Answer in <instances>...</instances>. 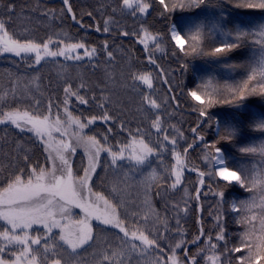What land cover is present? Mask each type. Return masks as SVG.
Listing matches in <instances>:
<instances>
[{
    "label": "trees",
    "instance_id": "trees-1",
    "mask_svg": "<svg viewBox=\"0 0 264 264\" xmlns=\"http://www.w3.org/2000/svg\"><path fill=\"white\" fill-rule=\"evenodd\" d=\"M149 2H151L150 8L154 7L156 11L148 12L146 17L137 18L122 15L119 11L113 12L120 0H69L77 18L73 20L72 15L59 0H0V21H3L9 32L15 34L22 42L32 40L43 43L51 37L53 43L49 45L50 50H56L58 46L63 47L64 44L59 41L83 42L86 48L92 47L97 50L95 56L91 58L74 61L57 56L44 59L39 65L34 64L32 56L21 59L0 53V111L19 108L21 111L35 112L41 116L64 118L67 110L84 124H87V120L92 116H96L98 119L86 127L84 133L96 136L102 144L107 135L108 143L117 152L125 148L131 138L143 139L154 149L155 154L144 165L136 166L134 161L128 159L132 152L130 148H125V159L117 161L115 167L112 166L108 152H102L89 187L93 192H99L109 199L114 206L118 205V215L124 220V226L130 232L144 230L145 234H150V238L151 235L161 236L159 243L165 249L181 238L187 247L201 234L199 244L187 248L189 255L195 256L197 264H201L202 258L197 253L207 247L209 237L211 243L217 244L216 253L222 254L226 245L233 244L234 239L231 240L228 235L233 230L232 226H223L225 239L218 242L216 233L208 227L207 218L215 214L210 211L212 206L216 211L219 207H224V203L220 206L218 195L209 197L208 193L223 192L225 199L231 197V191H227L225 183L214 181L208 175L206 166L202 162L206 151L198 146L190 150L187 159L180 154L181 182L176 188L171 187L176 179L173 170L177 166V161L174 159L169 140H165L164 137L173 139L177 133H180L186 138L184 150L189 148L188 145H195L187 135V131L190 130L187 127H192L190 120H186L189 117L187 110L197 113L198 109L202 108L189 102L184 89H179L178 71L180 69L182 71L183 88L185 86L189 90L191 80H195L197 86L194 85V90H196L203 82L208 85L210 92L216 90V95L209 97L203 94V88L199 94L207 101L211 98L219 103L221 95L225 97L228 95L224 86L240 85L249 74L245 66L252 63L247 46L222 56L181 53L169 38V24L178 25V31L183 29L182 35L187 34V26L192 27L193 30L197 26H203L205 38L200 41L198 51L207 52L211 50L212 45L219 46L224 41L212 31L210 27L212 18L224 19V24L231 31L241 22L254 21L260 10L237 8L230 4L229 0H211V3L206 0L207 6L200 8L176 7L174 10L165 11L156 1L149 0ZM165 2L175 4L177 0H165ZM184 2L187 3V0ZM8 4L14 5V13L11 15L6 10ZM46 12L49 14L45 15ZM88 13L92 15L89 16ZM106 20L109 22L108 32L103 31ZM97 28L100 31H97ZM145 29L149 33L146 38L143 32ZM122 32H128L130 35H122ZM137 33L139 35H136ZM152 37L160 41L163 50L160 56L154 54L156 48ZM136 39L148 40L147 55L155 60L156 68L148 64L147 56L135 43ZM105 42H107V50L104 49ZM185 43L187 50L191 52L189 42L186 40ZM71 55L75 56L73 53ZM226 64L236 65V68L230 69L225 67ZM181 65L187 67L182 68ZM158 72L165 77L164 83L160 82ZM141 74H150L152 80L150 91H147V86L141 81L134 79V75ZM69 85L73 91H78L84 96L88 103L81 104L77 96L72 95L68 97V104L65 105L64 88ZM155 91H158L162 101L167 104L171 103L169 96L171 92L173 99L179 104L180 111L185 110L186 114L174 110L169 104L168 119H163L162 113H158L143 98L144 95H148L156 101ZM101 103H104V108L100 107ZM207 106L204 107L208 109V119L211 117L222 128L236 130L233 139L218 144L225 158L226 167L248 175L251 166L243 159L254 155L246 156L240 149L249 146L252 141H257L258 137L262 136L261 133L254 131L250 124L253 120L264 118V96L259 92L247 94L245 100L240 102V107L223 102L217 108ZM105 111L111 117L106 122L99 119ZM183 114L186 115L184 116L186 126L175 131L177 119ZM157 116L160 119L159 132L153 126ZM109 128L112 129L111 132L108 131ZM204 135L207 140L210 138V132ZM191 165L205 172L203 182L205 187L200 192L198 201L200 215L197 212L198 203L195 199L197 177L188 174L185 170ZM47 166L45 150L32 134L9 126H0V190L6 187L12 173L23 170L24 175L27 176L34 167L47 169ZM84 167L83 156L77 153L72 164L74 177H81ZM147 168L153 169L152 181L146 179ZM255 176L260 185L262 200L264 199V158ZM241 198H243L242 194ZM74 211L70 215L75 221L85 218L78 211ZM145 216L147 219L144 218ZM197 219L201 225L197 223ZM92 228V241L87 246L77 249L76 253L59 239L60 232L52 229L47 240L42 239L40 245H32L33 248H39L41 253H43V244L51 245L50 251L45 254L48 259L45 260L41 256L38 258V264H51L56 259L60 260V264H101L102 254L105 251L110 254L113 249L125 246L117 238H123L120 232L98 224H92ZM2 229L0 221V230ZM23 231H17V234ZM45 232L44 227L37 226H32L28 230L29 236L45 234ZM131 242L143 247L140 241ZM182 248L184 250V246ZM155 255H158V252L150 249L144 254L138 251L131 252L121 259L123 264H152ZM11 257L5 254V258L12 259Z\"/></svg>",
    "mask_w": 264,
    "mask_h": 264
},
{
    "label": "snow or ice",
    "instance_id": "snow-or-ice-1",
    "mask_svg": "<svg viewBox=\"0 0 264 264\" xmlns=\"http://www.w3.org/2000/svg\"><path fill=\"white\" fill-rule=\"evenodd\" d=\"M211 3V0H207ZM230 4H233L237 8H244L250 10H260L264 11V0H229ZM63 4L67 6V12L72 15V19L76 20V16L73 13V9L69 4V0H63ZM159 4L164 7L165 11L170 9L174 10L176 7L180 8H200L201 6H207L206 0H177L175 4L166 3L165 0H159ZM151 4L149 0H120V3L113 12L119 11L122 15H129L139 18L144 14L148 13ZM7 12L11 15L14 13V5H6ZM48 15L49 13H44ZM91 16V13H88ZM79 23V21H77ZM108 21H105V26L103 28L104 32L109 31ZM189 24L191 22H188ZM187 26V25H186ZM83 27V24H81ZM178 25H173L170 29L171 40L175 42V46L180 49L181 52L185 51V42H189L191 53L197 55H210V56H222L235 49L241 47H250L254 51L258 48L259 50V63L260 69L259 73L255 67L251 65H246L245 70L249 74L237 86L225 85L224 88L227 91V97L221 95V102L233 104L235 107H240V102L244 101L247 94H259L264 96V79L257 81L259 87L253 84L256 81L257 75L264 77V24L259 25L258 28H235L231 31L224 32L223 35L230 37L223 41L219 46L212 45L211 50L204 52L198 51L199 43L205 38V32L203 26H197L195 30L192 27L187 26V34L182 35L183 29L177 30ZM97 31H100L97 28ZM144 37L146 38L149 33L147 30H143ZM122 35H130L128 32H122ZM136 35H139L138 33ZM154 41V47L159 49L160 41L156 37H152ZM141 43H145L144 39L140 40ZM53 43L52 38H48L45 42H36L32 40L21 41L16 38L15 34L10 33L6 28L3 21H0V53H12L21 59H26L30 54H35L34 64L39 65L45 57H57L63 56L66 60L75 59L80 60L82 57L80 55L72 56L71 53L75 52L77 49H85L84 55L91 58L93 54L97 51L96 48L87 49L83 42L76 43H65L64 41H59V43L64 44L63 47H57L56 50H50L49 45ZM145 48H148L147 43H145ZM104 49L107 50V42H105ZM24 54L22 56L21 54ZM186 55L190 53H185ZM109 58H111V53H108ZM151 60V57H150ZM155 63V60H151ZM31 66V62H30ZM182 68H186L187 65H181ZM225 67L230 69H235L236 65L226 64ZM134 79L141 81L144 85H147L149 89L152 88V80L150 74L134 75ZM83 87V85H81ZM219 87V86H217ZM203 88V94L209 97L216 95V90L209 91L208 85L202 82L200 87L196 90H191L188 95L194 101H200L201 104L204 101L201 99V95L198 94ZM66 94L64 104H68V97L75 95L81 104H87L88 101L84 96L80 95L78 91H73L71 85L64 88ZM144 100L152 107L158 108L159 105L148 95H144ZM215 99H209V106L216 103ZM101 108H104V103L100 104ZM197 110V109H194ZM199 115L204 117L207 115V110L205 108L198 109ZM66 120L62 121L59 117L55 119L54 122H49V116H41L35 112H29L27 110L21 111L19 108H13L8 111H0V125H12L21 131H32L37 136L43 137L45 134L51 136V131L55 129L61 133L62 137L67 136L66 139H60L55 142V145H49L55 151L56 155H49V159L52 162L51 170H47L43 167L33 168L31 172L24 175L23 170L12 173L11 178L7 181L6 187L0 190V220L6 222L10 226L4 227L0 230V264H38V258L43 256L45 260L48 257L45 255L50 251L51 245L45 243L42 245L43 253H41L39 248H33L32 245H40L41 240H47L48 235L52 233L53 228H60L59 239L68 245L73 253L77 252V249L82 248L84 245L88 244L89 241L93 239L92 232L93 228L90 223L89 217L94 216L100 224L111 226L123 233V238L117 237L121 240L124 247L116 248L109 254L105 251L102 254V261L107 262V264H123L121 258L128 256L131 252L138 251L141 254L148 253L149 250H154L158 252V255L153 257L152 264H197L195 256H190L187 247L184 245V241L181 238L174 244L170 245L168 249H165L160 245L159 241L161 236L145 234L144 230H132L131 232L124 226V220L121 219L117 213L118 205H113L109 199L101 195L99 192H93L91 188L88 187V181L91 179V174L95 172L96 167L100 160L101 152H108L111 157L112 166L117 165V161H123L125 159L124 151L125 148H131L132 152L128 159L134 161L136 166H142L147 161L150 155L154 153V149L150 147L143 139L137 141L134 137L132 141L125 145V148H121L119 152L115 151L113 147L108 143V137L105 135L103 144L94 135H87L84 133V128L92 125L98 117L92 116L87 120V124L81 123L79 118H73L71 113L65 110ZM99 119L103 121H108L111 119L108 112L105 111ZM207 123V121H205ZM31 125V127H26ZM75 125V129L68 135L67 128ZM153 126L159 132L160 119L157 116ZM200 124H197L195 128L192 129L193 133L197 132ZM250 127L264 135V118L259 120H253ZM109 132L112 131L111 128L108 129ZM182 135V134H181ZM217 135L222 140H231L236 135V130L234 128L220 127L217 125ZM165 140H169L168 136L164 137ZM199 139L203 140V136ZM75 140V143H69L68 141ZM47 143L46 141H44ZM170 143L172 145L177 144L176 139H171ZM83 146L86 154L89 155V163L84 167L83 177H74L72 165L70 159L65 153L74 155L77 146ZM139 145L140 151L137 152L136 148ZM191 147V145H188ZM215 149V154L211 152L205 154L206 164L210 167L208 168V174L218 175L221 180L225 181H235L241 188H247L251 190V184L254 183L250 180L249 175L239 170H230L229 167L224 166L226 161L224 156L221 154V150L216 147L215 144L211 146ZM47 150V149H46ZM187 148H185V152ZM241 152L245 153H257L259 152L264 156V144H261L259 148L256 146H247L240 149ZM174 159L177 161V166L173 170V174L176 179L171 185L172 188L181 182V172L180 167L181 157L180 153L175 151L173 148ZM27 160V156H25ZM57 159L60 162L58 167L56 164ZM216 166H220L218 171L213 173V169ZM199 175L203 177L205 172L200 171ZM154 178V177H153ZM203 184V180L200 181ZM88 195H85V193ZM223 200L224 193H215ZM89 196H94L95 201L103 203V210L100 209L98 203L89 202ZM59 197V200H57ZM197 198H199V191L197 190ZM61 201L63 203H61ZM68 205H74L75 207L81 208L85 211V218L78 220L76 223L78 227L73 230L65 231V228L61 226L58 219H56L57 213L61 216L64 214L71 213ZM252 204L249 202H241L240 204H233V211L237 212H251ZM261 214L259 216V229H256V225L253 223L257 220L256 215L245 214L241 217V222L250 225L249 229H246L244 233V238L241 240V244L235 246L233 252H242L247 248V254L239 257L241 264H260L261 260H264V199L261 201ZM147 219V216L144 217ZM33 224H42L46 230L45 234H37L35 236H29L27 229H30ZM217 226L219 227V232L216 235V241H221L225 239L223 234V226L219 223V217H217ZM146 227V226H145ZM17 229L24 230L21 234H17ZM130 238V239H129ZM198 239V238H197ZM140 241L143 247H139L137 244L131 241ZM30 241V243H29ZM196 243V240L192 241ZM184 246V256L185 259L181 260L177 256V249ZM217 248L216 243H211V237H209V243L206 248L199 250L204 253L205 264H221L219 255L215 252ZM226 248V246H225ZM15 257V259L5 258V254ZM52 264H60V260L56 259Z\"/></svg>",
    "mask_w": 264,
    "mask_h": 264
},
{
    "label": "rangeland",
    "instance_id": "rangeland-1",
    "mask_svg": "<svg viewBox=\"0 0 264 264\" xmlns=\"http://www.w3.org/2000/svg\"><path fill=\"white\" fill-rule=\"evenodd\" d=\"M62 4H63V0H59ZM153 1H156L157 3H159V0H153ZM151 4V2H150ZM65 6V5H64ZM66 9H67V6H65ZM151 7V6H150ZM151 11H156V8H150L148 10V12L151 13ZM147 14H144L142 15L143 17H146ZM213 21L210 23V27L212 29V31L214 32V34L218 35L219 37H221V39H223L224 41L227 40V39H230V37H226L223 35L224 32H227L229 31V29L227 28V25L224 24V19H220V18H212ZM261 24H264V11H259L258 13V16L257 18H254V21H250L248 23L246 22H241L239 23L238 25H236L233 29L239 27V28H242V29H249V28H258L259 25ZM175 25L173 23H170L169 24V38L171 40V31L170 29L172 28V26ZM147 40V39H146ZM147 41H145V43H147ZM171 42L173 43L174 47L177 48L175 46V42L171 40ZM135 43L142 49L143 53L145 54V56H147V62L148 64L153 67V68H156L157 67V64L156 62L155 63H152L151 60H153L151 58L150 60V57L147 55V49L145 48V43H141L139 39H136ZM185 51L184 52H181L179 48H177V50L181 53H191L187 50V47H186V43H185ZM92 48V47H91ZM91 48H87V49H91ZM247 48V47H246ZM249 48V55H250V60H251V66L252 67H255L257 69V72L259 73V69H260V63H259V50L258 48L254 51L252 48L248 47ZM162 48L159 47V49H155L154 51V54L156 56H160V54L162 53ZM84 52H85V49H77L75 52H73V54L76 55H80L82 57V59L80 60H83V59H86V58H89L87 56L84 55ZM1 55H5V56H9V57H14V58H19L17 56H15L14 54L12 53H1ZM22 56H24V54L22 53L21 54ZM29 56H32L34 57L35 54H30ZM93 56H95V53L93 54ZM92 56V57H93ZM52 57H45L44 59H50ZM62 59H64L63 56H61ZM43 59V60H44ZM42 60V61H43ZM74 61H78V60H75ZM181 69L178 71V75H177V82L179 83L180 85V90L184 89V94L188 97L189 99V102H191L192 104H197L198 106L202 107V108H205L208 112V109L204 106H207V103L208 101L206 99H204L202 96H201V99L204 101L203 104L200 103V101H194L191 99V97L188 95V92L191 91V90H194V85H196V81L195 80H191L190 82V88L189 90H187L184 86L183 88V79L181 77ZM159 74V78H160V82H165V77L163 76V74L161 72H158ZM191 79V77H190ZM264 79V77H261L259 74L257 75V78H256V81H253L252 83L256 84L257 85V88L259 87V85L257 84V81H260ZM147 86V85H146ZM193 86V87H192ZM151 89H149L147 87V91H150ZM187 92V93H186ZM259 92V91H258ZM199 94V93H198ZM171 97V108H173L174 110L178 111V112H183L186 114V112L188 111L187 115L189 117L186 118L190 120L191 124H192V127H187L189 128L190 130L187 131V135L189 136V138L192 139V142L193 146L187 148V151L185 152L184 150V141H186V138L185 136L181 135L180 133H177V136L174 137V139L177 140V144L174 146L170 143V140L169 139V145L171 146V148H175V151L178 152L177 150H179V153L184 155V158L187 159V155L189 154L190 150H192L195 146H198V147H202V150L206 151L204 152V154L206 153H209L211 152L212 154H215V149L212 148L211 146L213 144L216 145L217 148H219L218 144L220 142H223L225 143V141L227 140H222L220 139V137L217 135V121L213 120L211 117L210 119L207 118V115L204 116V117H201L199 115V111H197V113L193 112L192 110H183V111H180L179 109V104L173 99V96L170 92V95ZM155 99H156V102L157 104L159 105L158 108H153V109H156L158 113H162V116H163V119H168V113H169V104L165 103L164 101H162V99L160 98V94L158 93V91H155ZM206 101V103H205ZM221 104V102H217L216 105L213 104V105H210V106H207V107H210V108H217L219 107ZM181 114V113H179ZM181 116H183V118H181ZM180 117H178L177 119V127L174 128L175 131L177 130H180V128L184 129V127L186 126V124H184L186 122V120L184 119V116L186 115H181ZM73 117V116H72ZM57 117L56 116H49V122L52 123L55 121ZM74 118V117H73ZM263 118V117H262ZM260 118V119H262ZM62 121L66 120L67 117L65 116L64 118H60ZM205 121H207V123H205ZM82 123V122H81ZM197 124H200V127L197 129V132L196 133H193L192 132V129L195 128L197 126ZM0 126H9V127H12L16 130H19L21 131V129L15 127V126H12V125H0ZM26 127H31V125H27ZM75 129V125H72L71 127H68L67 128V133L68 135H71V133L73 132V130ZM177 129V130H176ZM86 130V127L84 128V132ZM24 132H28L30 134H32L34 136V138L43 146L44 150H45V153H46V158H47V170H51L52 168V162L51 160L49 159V155L51 153L52 156H55L56 153L55 151H53V149L51 147H49V145H52L54 146L55 145V142L56 141H59L60 139H66L67 140V136L65 137H62L61 136V133L58 132V131H55V129H53L51 131V136H48L47 134H45L43 137H39L37 136L34 132L32 131H27L25 130ZM206 132H210V138L207 140V137H205L204 133L206 134ZM200 136H203V140L199 139ZM206 138V139H205ZM133 138H131L129 140V143L132 141ZM137 141L140 140L141 138H136ZM205 140V141H204ZM44 141H46L47 143H45ZM207 141H212L211 143H207ZM69 143H75V140H71V141H68ZM261 144H264V135L258 137L257 141H252L249 146H256L257 148L260 147ZM47 149V150H46ZM131 149V148H130ZM136 151L139 152L140 151V148H139V145H137V148H136ZM182 151V152H181ZM77 153H80L82 156H83V159H84V163H85V167L88 165L89 163V155L86 154L83 146H77V149H76V152L74 155H70L69 153H65L66 156L69 157L70 159V163L71 165L73 164V160H74V157ZM102 153V152H101ZM246 156H250V155H254L253 157H244V162L246 163H250V171H249V177H250V180L253 181L254 183L251 184V190H248L247 188H241L234 180L229 182V181H225V180H221L220 177L218 175H215V174H212V175H209L212 179H214V181H220V182H223L225 183V185L227 186L226 189L227 191L230 190L231 191V197L229 196L228 197H225V199H223L221 201L220 197H219V203H220V206H221V203L223 204L224 207H219L218 208V211H216V209L212 206L210 208V211L211 213H215L214 215H210V216H207L208 218V223H209V226L208 227H211V230L212 232L217 233L219 232V227L217 226V217H219V223L224 226V225H228V226H232V232L229 235V238L232 240L234 239L233 241V244H228L226 245V249L224 250V252L221 254V253H217L220 257V262L221 264H241V261L239 259V257L243 256V255H246L247 253H245V251H247V248H245L242 252H233L232 249L235 247V246H238L241 244V240L244 238V233L246 231V229H249L251 226L250 225H247L246 223H242L241 222V217L244 216L245 214H251V215H256L257 216V220L254 221L253 223L256 225V229H259V216H260V213L262 211L261 209V199H260V196L262 194L260 190V185L257 183V178L255 176L256 174V171L259 167V165H261L262 163V159L264 158V156H262L259 152L257 153H245L243 152ZM173 153H171L172 155ZM221 154L223 155L222 151H221ZM155 154L153 153L152 155L149 156V158H151L152 156H154ZM170 155V156H171ZM101 156V154H100ZM259 157V158H258ZM148 158V159H149ZM100 161V160H99ZM203 162V165L206 166V169L208 171V168L210 167L209 165L206 164V161H205V158L202 160ZM259 163V165L257 164ZM56 164L57 166L59 167L60 166V162L59 160L57 159L56 161ZM99 164V163H98ZM149 166V165H148ZM147 166V167H148ZM226 166V163L225 165ZM219 167L220 166H216V168L213 169V173L215 171H218L219 170ZM98 168V165L96 167V170ZM148 169V168H147ZM95 170V172H96ZM187 171L188 174H192V175H196L197 177V190L199 191V194L200 192L202 191L203 187H205V183L201 184L200 181L203 180L204 182V177H201L199 175V172L201 170H199V168L197 167H194V166H190V167H186L185 169ZM148 172L146 173V179H150L151 181L153 180V177H154V172H153V169L149 168L147 170ZM94 173L91 174V179L88 181V187L90 186V182L94 176ZM247 174V173H246ZM84 176V172L82 173L81 177ZM90 188V187H89ZM215 194V192H209L208 193V196L209 197H212L213 195ZM241 194L243 196V198H241ZM85 195H88V193L86 192ZM195 199L198 203L197 205V212H198V215H200V206H199V198H197V192H196V195H195ZM224 197V196H223ZM57 200H59V197H57ZM89 202H94V203H98L99 206H100V209L103 210V203L102 202H97L95 201V197L94 196H89ZM241 202H249L251 203L253 206H252V209H251V212L248 213L247 210H245V212H237V211H233V204H240ZM61 203H63L61 201ZM68 207L70 208L71 212L76 210L78 211L81 215H83L85 217V211H83L81 208H78V207H75L74 205H68ZM75 212V211H74ZM118 213V211H117ZM72 216L69 215V214H64L63 216H61L59 213H57L56 215V219L59 220L61 226H63L65 228V231H69V230H73L75 229L76 227H78L77 225V221H75V219L71 218ZM80 217V216H79ZM83 218V217H82ZM89 220H90V223L91 225L92 224H98L102 227H105V228H110V229H114L116 231L119 232L118 229L116 228H113L111 226H106V225H102L99 223L98 220H96L94 218V216L92 217H89ZM1 221V226L4 228V227H8L9 230H10V226H8L6 224L5 221L3 220H0ZM197 223H199L201 225V222L199 221V219H197ZM32 226H37V227H44L42 224H33ZM22 229H17V231H20ZM29 229H27L28 231ZM53 230H58L60 232V228H53ZM201 230V228H200ZM204 233V232H203ZM123 234V233H121ZM92 236H93V232H92ZM201 237V234L199 235L198 239H196V243H190L189 245H187V248L189 247H193L197 244H199V239ZM92 241V240H91ZM89 241V243L91 242ZM138 241V240H137ZM209 241V240H207ZM219 242V241H218ZM4 242L3 241H0V244H3ZM88 243V244H89ZM88 244L84 245L83 247L87 246ZM82 247V248H83ZM183 248L181 247L180 249H177L176 252H177V256L181 259V260H184L185 259V256H184V250L182 252ZM218 251H219V247H218ZM200 257L202 258V262L201 264H205V259L203 258L204 257V253L203 252H200ZM13 260L15 259V257H11ZM52 264V263H51ZM260 264H264V260H261L260 261Z\"/></svg>",
    "mask_w": 264,
    "mask_h": 264
}]
</instances>
